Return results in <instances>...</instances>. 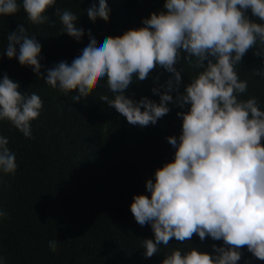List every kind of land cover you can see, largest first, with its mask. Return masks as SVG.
I'll use <instances>...</instances> for the list:
<instances>
[{"label":"trees","instance_id":"1","mask_svg":"<svg viewBox=\"0 0 264 264\" xmlns=\"http://www.w3.org/2000/svg\"><path fill=\"white\" fill-rule=\"evenodd\" d=\"M0 264H264V0H0Z\"/></svg>","mask_w":264,"mask_h":264}]
</instances>
